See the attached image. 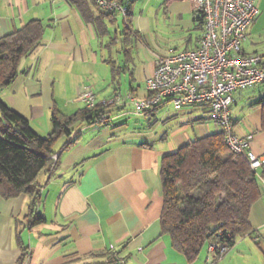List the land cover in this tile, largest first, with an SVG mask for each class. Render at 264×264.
I'll return each instance as SVG.
<instances>
[{
	"label": "crops",
	"instance_id": "1",
	"mask_svg": "<svg viewBox=\"0 0 264 264\" xmlns=\"http://www.w3.org/2000/svg\"><path fill=\"white\" fill-rule=\"evenodd\" d=\"M247 30L245 54H260L264 66V0ZM130 30L119 12L69 0H0V39L31 20L45 26L41 44L23 58L0 98L25 116L41 136L52 132V115L71 116L86 105L80 92L91 87L96 102L132 93L149 96L147 80L158 56L196 49L203 17L195 0H134ZM263 101V102H261ZM264 83L234 94L232 117L239 136L253 135L252 150L264 157L261 129ZM110 119L77 122L62 138L60 163L41 178V201L33 208L25 193L0 195V264H206L209 244L189 263L161 229L164 156L221 128L209 105L175 111L166 101L149 114L131 103L114 105ZM75 140L70 148L66 143ZM260 172V171H259ZM263 194L249 215L252 231L237 239L218 264H264ZM35 212V213H34ZM44 221L32 224L34 217ZM117 260L109 263L108 256Z\"/></svg>",
	"mask_w": 264,
	"mask_h": 264
},
{
	"label": "trees",
	"instance_id": "2",
	"mask_svg": "<svg viewBox=\"0 0 264 264\" xmlns=\"http://www.w3.org/2000/svg\"><path fill=\"white\" fill-rule=\"evenodd\" d=\"M69 1L82 12H86L90 3L101 9L94 0ZM121 1L128 6L125 26L130 30V6L134 0ZM44 33L43 23L31 20L0 39V90L14 80L22 59L41 44ZM113 106L97 104L71 116L54 111L52 132L41 136L25 116L0 98V195L11 199L27 194L32 199L31 216L41 201L42 176L52 173L60 163V154L56 162L53 159L59 141L72 135L77 122L93 124L100 122L103 114L111 115ZM261 129L264 132V103ZM75 142L68 141L64 149ZM259 171L264 177V164ZM161 179L164 194L161 229L189 263L199 259L206 244L233 247L238 238L252 231L249 215L263 194L261 180L241 154L227 147L222 131L195 139L164 156ZM41 221L42 216L34 217L32 224ZM21 248L23 264L27 253L22 243ZM108 259L109 263L120 261L114 254Z\"/></svg>",
	"mask_w": 264,
	"mask_h": 264
},
{
	"label": "built area",
	"instance_id": "3",
	"mask_svg": "<svg viewBox=\"0 0 264 264\" xmlns=\"http://www.w3.org/2000/svg\"><path fill=\"white\" fill-rule=\"evenodd\" d=\"M94 2L107 12L121 13L126 19L128 6L121 0ZM195 9L203 17L199 46L158 56L154 73L147 80L150 93L147 98L129 93L97 103L95 92L89 86L80 92L79 100L89 108L97 104L110 107L127 102L133 104L139 114H149L166 101L172 102L175 111L209 105L212 119L220 126L227 147L241 154L264 184V177L259 175L264 157L252 150V134L239 136L236 133L232 117L234 94L264 83L263 56L243 52L248 27L258 16L259 9L254 0H195ZM109 119L110 115L105 113L100 120ZM57 158L58 154H55L54 162ZM227 236L231 237L230 234ZM230 249L228 244L219 248L210 244L211 255L206 264H218Z\"/></svg>",
	"mask_w": 264,
	"mask_h": 264
}]
</instances>
